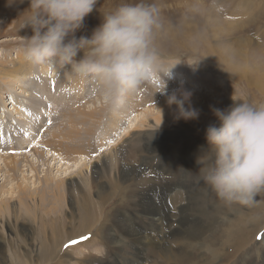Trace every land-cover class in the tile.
Segmentation results:
<instances>
[{"label":"rangeland","instance_id":"rangeland-1","mask_svg":"<svg viewBox=\"0 0 264 264\" xmlns=\"http://www.w3.org/2000/svg\"><path fill=\"white\" fill-rule=\"evenodd\" d=\"M97 2L93 12L85 18L82 28L75 33L77 39L80 36L90 37L102 22V14L114 10L122 0ZM154 2L160 9L163 25L156 40L163 57L162 70L166 73L174 67L172 77L163 74L161 79L154 77L130 95L123 105L111 106L97 91L95 82L80 77L74 83L68 82L70 74L66 67L57 74L46 66L33 65V76L23 77L24 80L16 84L13 90L12 83L7 86L4 81L1 82L0 116L8 115L9 123L7 125V120L1 121L2 129L6 126V132L1 136L8 144H0L3 146H0V156L12 151L10 148L15 139L11 141L10 135L14 136L15 133H11L9 124L17 122L19 117H25L15 115V110H12L14 90L21 86L25 88L24 91L35 86L40 90L33 88L38 93L34 103L31 102L32 97L28 96L29 92L24 95L17 91L16 99L23 103L21 111L28 110L35 121L33 126L24 121L20 125L24 129L23 137L28 139L25 142L27 145L32 147L39 141L41 149H46L49 134L66 127L68 117H84L87 114L85 118L75 121V125H82L77 130L82 136H78L81 141H86L84 145L90 143L91 148L84 155L85 167L71 168L73 173L67 177L63 175L65 166L57 167L60 164L58 160L51 164L53 174H62L67 178L65 191L54 199L59 202L57 207L51 208V204L50 207L38 208L35 201L32 208L26 207L30 211L27 214L26 208L19 205L16 197L0 195V242L4 241L2 239L7 241L0 245V264H264V238L257 240V236L264 233V219H260L258 230L252 233H234V237L226 234L227 230H233L237 225L244 224L243 227H246L250 221H255L257 216L253 212L257 206H226L197 173L199 166L196 159L208 149L205 139L208 123L205 124V118L202 122L192 120L188 124L182 120L180 123L170 120L171 123L164 126L157 123L154 117L164 114L159 103L165 92L175 89L191 92L195 95L194 99H201L202 106L208 110L213 108L212 105L225 110L233 105V99L264 104V95L252 84L243 82L239 84L241 87H235L231 78L233 71L240 67L247 68L253 78L264 74V0ZM29 9L30 0H0L1 68L12 67L19 57L28 61L22 38L33 34L30 27L24 28L31 15ZM184 26L191 30L187 35L184 34L187 31ZM221 51L225 59L215 61L211 56ZM82 56L83 52L78 54L77 60ZM249 78L246 76L245 80ZM163 81L167 82L164 93ZM147 92L153 94L148 99L149 104H146ZM146 107L152 111L146 114ZM92 111L99 114L101 123L97 115L96 121L88 117ZM116 112L123 119L118 128L110 127L107 125L109 116ZM209 116L214 121L213 113ZM142 122H145V127L140 126ZM196 124L205 126L195 131L193 126ZM132 134L134 137L130 138ZM129 138L128 149L119 154L120 161L110 168L108 156L122 144L126 145L125 141ZM108 140L115 143L107 144ZM100 148L105 151L99 152ZM30 159L37 162L35 156ZM23 169L27 170L28 167L8 172L1 165L0 189L12 190L17 180L10 183L8 179L13 176L28 186L33 185L34 181L38 182L33 174L29 180L22 179L28 174V171L22 173ZM77 174L86 181V184L82 182L84 186L79 184L81 179L74 176ZM72 177H76V180ZM63 195L65 204L61 203ZM83 195L86 201L81 199ZM263 196H260V201ZM174 199L177 202L174 203ZM83 204L87 206L86 209ZM257 204L261 203L258 201ZM2 205L5 209L1 208ZM83 220H87L88 226L83 227ZM197 229L209 230L203 234L196 232ZM195 233L206 237L204 242L207 245L199 241L194 242V248H188L185 243H189L191 235ZM84 236L89 238L64 248L65 243ZM241 238L245 239L234 245Z\"/></svg>","mask_w":264,"mask_h":264},{"label":"clouds","instance_id":"clouds-1","mask_svg":"<svg viewBox=\"0 0 264 264\" xmlns=\"http://www.w3.org/2000/svg\"><path fill=\"white\" fill-rule=\"evenodd\" d=\"M96 4L97 0H30L31 15L24 28L30 27L33 34L22 38L23 51L32 65L58 74L70 66L71 75L95 82L109 104L119 107L143 84L161 79V73L171 78L174 67L162 70L156 40L163 25L154 0H122L102 14L90 37L77 39L75 33ZM191 95L186 90L168 95L177 120L199 118V110L185 107ZM233 101L225 110L212 109L218 123L206 128L208 149L196 159L197 173L226 206L252 208L264 195V104Z\"/></svg>","mask_w":264,"mask_h":264},{"label":"bare ground","instance_id":"bare-ground-1","mask_svg":"<svg viewBox=\"0 0 264 264\" xmlns=\"http://www.w3.org/2000/svg\"><path fill=\"white\" fill-rule=\"evenodd\" d=\"M185 29L187 31H185L184 34L187 35V32H190L191 30L188 27H185ZM221 53H222V51L221 52H218V53L217 52H214L211 57H213L214 59H216L215 61L220 62V61H222V60L225 59L221 55ZM209 60L210 59H208V61ZM222 66L224 68L227 67L226 65H222ZM66 68L68 69L67 71H69L68 73L70 74L71 73V67L70 66H66ZM263 71H264V67H263ZM34 72H35V70H34L33 65L29 61H23V59L19 57V61L13 62V66L12 67H9V66L8 67L5 66L4 68H1L0 67V76H1V74L3 75V76L0 77V84H2L1 82H3V81H4V83H6L7 86L10 85V83H12L13 84L12 90H13L16 87V84L18 85L19 82L21 83V81L24 80L23 77L33 76ZM61 72H62V70H61ZM248 73H249V71H247V68H243V67H240V68H237L236 70H234L233 71V74L231 76L232 81L234 83L233 85L235 87H241V85H239L240 83H243V82L250 83V84H252L257 90H259L264 95V74L262 76H257L256 78H253ZM57 74H58V72H57ZM161 76H162V73H161ZM246 76H249L250 77L247 81L245 80V77ZM77 77L78 76H75V75H71L70 74V76L67 78V80H68V82L74 83V81H76L75 79ZM166 80H167V78H166ZM176 82H179V81H176ZM83 83H81V84L83 85ZM78 84H80V83H76L75 85H78ZM23 88L24 87L21 86L20 88H18V90L17 89L14 90L15 91L14 92L15 98L13 97L14 98V104H13L14 105V108L12 110H15V115H20V116L25 115V117H19L17 119V122H15L14 124L10 123L9 124L10 126H8V128L10 127L9 129L11 130V133H15L14 136H11L10 135L11 141H13L14 139L15 140H14V142H12V147L10 148L12 150L11 153H8V152H10V150H9L7 152L8 155H4L3 154L2 156H0V161H2V163H0V168H1V165H4L5 170H7L8 172H13V171H20L22 168L28 167L27 170H24V169L22 170V173H23V171H28V174L27 175H24L22 179H25L26 180L28 178H31L33 175H35L38 182H35L34 181L33 185L28 186V185H24V183L20 182V180L17 177H14L13 176V177H11L10 180L8 179V181L10 183L17 180V182L14 184V187L12 188V190L1 188L2 190L0 189V195H4L6 197L8 195H11L12 197H16L18 199L19 205L21 207H24V208H26L27 206L30 207V208H32L33 207V204H34L33 202H35V201H37V203H35V206H37L38 208L41 207V206H48V207H50L51 204H53V206L51 208H54V207H57L59 205V202L58 201H54L55 197H57L60 194V192H64L65 191V183H66L65 182V179H67L66 178L67 175L69 176V175H71L73 173V169H71V168H79L80 166H81V168L82 167H85V165H83V163L85 162L84 155L89 152L88 149L91 148L90 147L91 144L89 143V145L87 146V145H84V143L86 141L85 142L84 141H81V138L80 137L82 135L79 134L81 132H77V130L79 131V129H80L79 127L82 126V125H80L78 127V125H75V121H77L79 118H85L87 116V114L84 117H79V116H70V117H68V122L69 123H68V125L66 127L59 128L55 132H52L51 134H49L48 137H50V140L47 142L46 149H44V150L41 149L42 148V144L39 143V141H36L34 143V145L32 147H30L29 145H27V143H25L26 140L28 141V139H25L23 137V136H25L23 134L24 133V129L20 128V125L24 124V123H22L24 121V122H27L28 125L33 126L34 123H35L34 117H31L29 115L28 110L23 109L21 111V109L23 108V103L20 102V100L16 99V97L18 96V94H24L26 92H29L30 94L28 96L32 97L31 98V102L34 103L36 101L35 98L38 95V93H37L36 90H33V88L34 89L37 88L36 86L33 87V88H30V86H29L30 89H28V91H24L25 88L24 89ZM19 89H21V90H19ZM17 91H19L18 94H17ZM149 91H150V89H149ZM173 91H177V90L175 89V90H172L170 92H165L164 98L159 103V105H162L161 110L164 112V114L158 115L157 117L154 116L155 117V120L157 121V123H159L161 125H164V126L167 125L168 123H171L170 120H172V122H174V123H180L181 120L184 123H186V124L191 123L192 120L184 121L183 119H180V120H177L176 119V116H177L176 106L175 105H169L167 103L168 95L172 94ZM152 95H153L152 92H150V93L147 92L146 93V104H149L150 101L148 99H149V97H152ZM194 98H195V95H191L190 101L185 105V107H188L190 105L192 108H195V109L199 110L200 115H199V118L197 120H200L201 121L203 118H205L203 120L204 121L206 120L205 121V124L208 123L207 126H209L210 124H216V123H218L217 120H216V118L213 121L212 120V117L209 116L212 113V109L213 108H218V106L212 105L213 108L211 107V108H209V110L206 109V108L204 109V107L202 106V100L201 99L199 100L198 97L196 99H194ZM40 100H41V98H40ZM198 100L200 101L199 103H198ZM148 106H150V105H148ZM38 110H40V108ZM150 111H152V109L146 107V114L148 112H150ZM25 112L27 114H25ZM21 113H23V114H21ZM95 115H97L99 117V114L97 112L92 111V112L88 113V117L91 120H93V121H96V116ZM120 117H121V115H120V113L118 114V112H116L115 114H112L111 116H109V120H108V124L107 125H110V127L118 128L120 126V124H121V120L123 119V118L121 119ZM7 118H8V115L0 116V144L3 143V142L4 143L7 142L1 136V134H3L4 132H6V130H5L6 129V126L2 129V123H1V121L3 122V120L4 121L7 120V123L6 124L8 125L9 120ZM206 118H208V119H206ZM99 120H100V123H101V118L100 117H99ZM161 121H162V123H161ZM80 122H82V121H80ZM205 124H203V125L196 124L195 126H193L194 125L193 124L192 126L194 127V130L195 131H198V129L199 130H202L204 128ZM87 125L89 126V124H87ZM95 125H96V123H95ZM137 126L138 125H136L135 127H137ZM140 126L141 127H145L146 126L145 125V122H142ZM184 126H185V124H184ZM68 129L70 131H68ZM83 130L84 131L85 130L87 131V129H83ZM130 136H131L130 138H133L134 137L133 134L130 135ZM102 138L103 137H101L100 139H102ZM130 138L125 141L126 142V145L125 144H122V146H120L119 148L115 149L116 151L112 155L108 156V160L110 162L109 167L112 166L110 168H113L116 165V163L118 161H120L119 160V154H123L128 149V146H129L128 142H129ZM43 140H41V142L42 143H45ZM132 140L133 139H131V142H132ZM101 142H102V140H101ZM6 144H8V142ZM30 144H32V141L30 142ZM98 145H100V144H98ZM2 147L3 146H1V148ZM29 152H32L33 154H31ZM36 153H39V155L37 156ZM31 156H35L36 157V159H37V162L36 163L33 162L34 159H32V160L30 159ZM57 160H58V163H60V164L57 165L58 168H63L65 166L63 175H65L66 177H63L62 174H61V176H57V174H53V170L51 168V164L56 163ZM73 160H75L76 162L75 163H72V162L69 163L68 162V161H73ZM44 167H45V169H44ZM29 172L31 174H29ZM59 172L62 173V171H59ZM80 172H82V171H80ZM41 174H43V175L41 176ZM74 176H78L79 177V180L82 178V177H80V174H77V175H74ZM72 178H70L69 180H71ZM75 178L76 177H74L73 179H75ZM119 181H120V179H119ZM119 181H117V182H119ZM180 181H182V180H180ZM79 182H80L79 184H82V182L84 184H86L85 183L86 181L83 180V179H81ZM37 183L39 184V186H36ZM16 184H17V187H15ZM71 185H72V183H71ZM118 187H121V185H118ZM123 198H124V196H123ZM199 198H201V197H199ZM81 199L86 201V196L85 195L81 196ZM257 199L262 204V206H261V204H256L257 208L253 212V214H255L257 216L256 219H255V221H253V220L250 221V224H248L246 227L245 226L243 227L244 224H240V225L235 226V228L233 230H227L226 231V234L229 235V237L230 236L231 237H234L233 236L234 233L235 234H238V235H243L245 233H248V232H251L252 233V231H257L258 230L257 226L260 225V219H264V198L262 199V201H260V197H258ZM176 200L177 199H174V203L177 202ZM2 202L3 203H6L5 200H3ZM171 202L173 203V199H171ZM61 203H63V204L66 203V200H65V196L64 195L61 198ZM188 205H189V203H188ZM83 207H84V209L87 208V206H85L84 204H83ZM1 208L2 209H5V206L2 205ZM183 208H184V206H183ZM54 212H57V211H54ZM188 212H191V211H188ZM26 213L27 214H30V211L27 208H26ZM87 213H89V211H87ZM207 215H209V213ZM85 216H87V215L85 214ZM189 217H191V216H189ZM180 220H182V219H180ZM183 220H184V218H183ZM88 224L89 223L87 222V220H83V227L88 226ZM1 228H2V225H1ZM236 228H237V230H236ZM247 229H249V231H247ZM208 230L209 229H204V230H200V229L198 230L197 229L196 232L205 234ZM189 231H191V230H189ZM140 237H141V235H140ZM185 239H186V241L187 240L189 241V238H186L185 237ZM204 239H206V237L203 238L202 235L201 236H198V234L195 233V234H192L191 237H190L189 243L191 245L189 243H185V244H186V246L188 248H194V246H195L194 242L196 243V242H199V241L200 242H203V244L207 245L206 244V241L204 242ZM243 239H245V238H243ZM243 239L241 238L237 242H234V245L242 242ZM2 240H4V241L3 242H0V245L1 246L4 244V242H7L6 239H2ZM92 241H94V240H92Z\"/></svg>","mask_w":264,"mask_h":264},{"label":"snow or ice","instance_id":"snow-or-ice-1","mask_svg":"<svg viewBox=\"0 0 264 264\" xmlns=\"http://www.w3.org/2000/svg\"><path fill=\"white\" fill-rule=\"evenodd\" d=\"M106 143L107 144H113V143H115V141L114 140H108V141H106ZM104 151H105L104 148H100L99 149V152H101V153L104 152ZM88 238L89 237L84 236V237H81L79 240H76V239L70 240L69 242H67V243L64 244V248L67 249V248H69L71 246H74V245L80 243L82 240L88 239ZM262 238H264V233H261L260 235L257 236V240H260Z\"/></svg>","mask_w":264,"mask_h":264}]
</instances>
